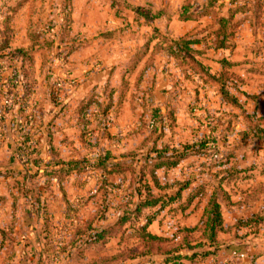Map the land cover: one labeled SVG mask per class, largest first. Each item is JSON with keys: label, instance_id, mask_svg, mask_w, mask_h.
I'll return each instance as SVG.
<instances>
[{"label": "rangeland", "instance_id": "rangeland-1", "mask_svg": "<svg viewBox=\"0 0 264 264\" xmlns=\"http://www.w3.org/2000/svg\"><path fill=\"white\" fill-rule=\"evenodd\" d=\"M59 1L0 0V264H135L138 261L109 258L119 255L122 249L135 247L134 238L129 239L124 234L120 237L122 232L130 233L129 224L119 223L124 217L128 218L126 222L142 217L119 212L118 207H122L120 202L123 197L129 205L135 199L130 198L131 195L146 194V190L138 186L137 173H128L125 179L118 175L113 180L110 179L112 176L109 177V184H123V189H106L94 197L99 180L92 169H87L78 178L69 176L66 182L51 181L50 172L44 168L43 163L36 160H48L47 140L46 136H42L43 132L32 139L33 142L39 138L40 142L44 141L40 152L29 154V150H22L28 137L27 132L22 130L26 118L32 121L30 115L38 111L41 123L46 126L44 115L50 105H56L53 102H57L54 95L75 91L80 86L78 80L81 75L75 74L76 70L68 65V59L61 55V17L64 12L59 10ZM209 1L212 0H109L108 4H103L104 0H100L99 4L89 5L90 19L86 18L85 12V17L77 18L74 23V29L78 31H84L86 23L91 27H100L95 28V34L90 30L85 35L84 41L93 43L90 48L76 53L75 62L91 60L98 66L106 65L103 71L110 72L107 90L123 91L126 96L128 93H152L156 90L162 97L174 99L175 103L183 107L178 116L179 122L186 129L184 134L180 132L183 143L206 138L211 134L210 138L222 156L217 159L219 166L213 167L214 159L206 155L201 158L202 161L189 160L176 168V174L183 175L178 183L184 185L190 182L188 187L192 186L194 193L199 191V195L200 189L210 191L219 186L216 176L230 166L223 164L229 153L235 155L231 164L239 163L241 169H249L260 163L261 166L252 171L264 174V135L255 144L256 134L253 129L259 123L264 131V0H213L217 1L214 11L221 15L226 16L228 9L237 11L233 17V24L237 27L231 39V48L224 50L222 58L217 55L215 57L235 64L229 70L228 86L230 93L237 97L241 109L223 104L220 96L212 91V85L202 80L200 75H193L189 68L177 67V61L190 59L168 52L179 37H205L206 45H210V37L203 29L213 26L212 19L204 16L194 22H181L178 19L183 5L190 6V13L200 15L208 11ZM99 31L103 32L99 35ZM199 31L202 33L199 34ZM107 34L109 39L101 36ZM132 45L137 47L136 51L150 47L149 57L147 51L143 57L141 50L134 53L131 64L135 62V71H125V75L119 79L125 67H128L126 70L131 69V64L126 65L133 55ZM210 50L214 51L207 49L194 59L198 62L212 59L208 56ZM148 63L152 71L143 83L139 73ZM19 77H23V82H20L22 79ZM69 81L75 83L72 88L56 87L57 83L64 85ZM8 101L11 105L7 104ZM107 104L101 101L92 107L96 109L106 107ZM108 111L100 113V121H96L94 113H87L85 121L88 125L86 129L80 128L79 136H85V141L90 142L98 137L91 129H100V126L101 129H109L113 125L114 114L108 115ZM243 112L254 115L253 119H243ZM122 114L124 118L120 122L127 127L124 122H131V115ZM106 115L108 117L102 124ZM151 120L146 119V127ZM142 122L145 123L144 117ZM83 131L89 133L82 135ZM65 151L60 149L62 155H65ZM242 182L237 187L234 181L231 182L233 186L229 191L248 190L256 182L263 183L264 179L257 176L254 181ZM202 202L199 201V205ZM42 206L45 207L44 212L37 211ZM144 214L149 217L152 211ZM226 216L231 220L229 214L226 213ZM169 222L170 225H163V232L168 233L173 227V220ZM89 223L112 227L110 235H107L109 239L105 238L103 243L90 244L88 236L92 228H89ZM154 264L160 263L155 261Z\"/></svg>", "mask_w": 264, "mask_h": 264}, {"label": "trees", "instance_id": "trees-1", "mask_svg": "<svg viewBox=\"0 0 264 264\" xmlns=\"http://www.w3.org/2000/svg\"><path fill=\"white\" fill-rule=\"evenodd\" d=\"M70 1L71 0H62L60 2L61 6L59 9L64 12L61 17L63 21V48L61 55L65 59H67L68 56L83 45V42H79V35H71V21L68 12ZM217 1H209L208 11L200 13V15H194L192 12L190 13V6L183 5L181 7L180 14L178 15V19L181 22H194L201 16L212 19L214 21L213 26H208L206 29H203L206 33H208L207 36L210 37V45H206L205 37H202V39H197L191 36L187 38L179 37L174 42V47H170L168 52H172L174 56L179 57L182 55V58L185 57L190 59V61H177V67L189 68L193 75H200L201 78H203L202 80L210 84V86L212 85L211 87H213V91L220 96L223 104L241 109L237 97L230 93L228 86L230 79L229 70L235 67V64L226 59L218 60L216 63L220 68V72L212 73L210 69L203 66L200 61L198 62L194 59V57L203 54L207 49L219 51L231 48V39L233 37L234 29L237 27V25L233 24V17L237 11L228 9L226 16L221 15L214 11L217 7L215 4ZM224 6L225 5L222 6V9ZM202 31H199V34H201ZM101 36L109 39V34ZM198 45H202L203 48H196ZM171 48L175 50L173 51ZM165 50L167 51V49ZM151 69V64L149 65V63L146 67L144 66L142 71L139 73L140 80H143L145 73ZM126 72L129 73V70ZM126 72L123 73L122 77ZM20 78L22 81H19L23 82V77H19V79ZM105 91H109L107 96H109L110 99L106 107L96 108L98 113L97 115L100 117H102L100 113H104L109 110V103L111 102L113 94V91L110 89H106ZM117 92L123 93V91ZM99 96L100 95L97 92H92L77 106L76 116L78 118L77 126L79 128L83 127V129H86L88 123L85 121V117L93 105L96 107L97 102H101ZM242 115L243 119L246 120L253 119L254 117V115H250L245 112H243ZM143 117L147 119V121L152 119L151 121L154 122V126L149 133V147H146L144 144V146H142V150L140 149L139 152H133L119 158L114 156L110 151H104L102 154L100 153L97 155H94L92 152H87L76 160H67L61 158L57 150L50 145H47L48 160L45 162L41 159H36L43 163L45 165L44 168H47L46 170L50 172L49 175H51V181L58 180L59 183H62L63 181L66 182V179L72 175L78 178L83 175L87 169H92L94 171L92 173H94L96 178L99 180V186L94 197H98V195H101L106 189L114 190V188H116L119 191L123 189V184L117 186L109 184V177L118 175L125 179L126 175H129L128 173H137L138 186L140 189L146 190V194L131 195L130 198L135 197V199L134 202L129 205L126 204L123 200L125 197H123L120 202V206L122 207H118L119 212L134 213L136 216L142 217L131 222H126L128 218L124 217L122 222L119 223L129 224L128 229H131L129 230L130 233L122 232L120 237L124 234L127 238L129 237V239L134 238L133 243L135 244V247L130 250L122 249L123 251L120 252L119 255L109 258L110 260H119L120 258H123L125 260L129 259L138 261L137 263L135 262V264H154L155 261H158L160 264H183V262L194 263L195 261L216 256L220 250V244L217 239L218 233H233L234 237H237V232H239L242 228L251 230L250 233L253 235L257 233V230H259L261 226L264 228V215L257 213L246 220L239 219L232 227L224 229L221 214L222 206L229 207L232 205L231 197L227 191H225V187H228L231 182H235L239 178L247 179V172L252 171L255 167H257V164L249 169H241L239 163L231 164L230 161L235 159V155H232L233 149L230 151L232 154L229 153L227 155L225 159L226 163H223L224 166H230H228L227 169H224V171L218 173L216 176L218 182L217 185L219 186L217 188H212L210 191H207L206 188L200 189V195L199 191L196 192L195 190L196 193L192 191L189 193L190 195L188 194V198H184L182 193L189 188L188 186L190 182L185 183L184 185H181L178 182L174 185L161 184L156 174L160 170L167 174L176 169L183 161L188 160L191 157L202 158L207 155L209 159L217 157L219 160V158H222L220 152L217 151L216 144L213 143L210 138L211 134L206 138L197 139L195 141L192 140L191 142L181 143L176 146L172 137H168L166 141H163L165 137L164 132L167 129L171 131L176 126L174 109H168L164 114H161L159 111H153L151 112V117L144 113ZM27 118L22 125V130L23 132H27L28 137L26 139V143H23L22 150H29V154L38 153V151L43 148L40 138L36 142H33L32 139H34V136L41 135L44 124L40 121L41 118L39 117L38 111H33L32 115H30V120L32 121L29 122ZM33 120H35L34 123ZM146 123L147 122L145 120V123L142 122L141 126L150 128L149 125L146 127ZM253 129L256 134L254 135V142L256 144L258 142L257 139L264 135V131L261 130L262 128L259 123H256ZM88 133L89 131H83L82 135H86ZM81 139L84 140V144L87 146L91 145L90 142L85 141V136H83V138L81 137ZM28 142L31 143L28 144ZM40 154L41 153H39V155ZM217 159L212 161L214 162L213 167H215V165L219 166L217 165L219 164ZM263 164L264 163H262V166ZM36 171H40L38 167H36ZM78 187L81 186L79 185ZM171 188H175L176 191L172 194L167 193V190ZM139 192L140 190L138 193ZM182 199L184 201H182ZM194 199L198 200L196 206L200 211V218L195 227L191 229L182 227L171 237L167 238L152 235L148 231L150 225L162 212L166 211L167 214L174 215L178 211H184ZM201 200L203 202L199 205V201ZM44 210V206L37 209L39 212H44ZM150 210L152 211L151 216L146 217L144 213ZM97 222L99 223L103 221ZM98 223H96L95 226L91 225V223L88 225L89 228H92L91 235L88 236L90 238V244L103 243L105 238L109 239L107 235H110L109 233L112 227L108 228L107 225H99ZM88 226L78 225L77 227L88 228ZM114 228L119 227L114 226ZM87 241L88 240L86 238V242Z\"/></svg>", "mask_w": 264, "mask_h": 264}, {"label": "crops", "instance_id": "crops-1", "mask_svg": "<svg viewBox=\"0 0 264 264\" xmlns=\"http://www.w3.org/2000/svg\"><path fill=\"white\" fill-rule=\"evenodd\" d=\"M60 0L59 2H61ZM109 0H104L103 4H108ZM99 4L100 0H71L68 6V12H69V18L72 24V30L71 35H79L80 40L79 42H83V45L79 47L74 53H72L70 56H68L69 64L72 68L76 70V73L79 77V89H76L75 91H65L63 93L54 95V99L57 100L53 101L57 104L61 103L60 106H56L55 104L50 105L48 108V111L46 112V115H44L46 121V126H43L42 129V136H46V145H50L55 150L58 151L59 155L63 159H72L76 160L81 155L89 152L93 153L94 155L102 154L104 151H110L114 156L117 158L127 155L133 152H139V150H142V146L149 147L150 141H149V128H145L141 126L140 121L142 120V115L144 113L146 115H149L150 112L153 111H159L161 114H164L166 110L168 109H174L175 111V118L176 120V126L169 131L168 129L164 132L165 137L163 141H166L168 137H172L174 144L178 146L179 144L183 143L182 137H180V132L184 134L183 131L186 129L181 125L179 122L180 111L183 108L182 105L175 103L174 99H166L165 97H162V94H158L157 91H152V93L146 92V93H128L126 96V93H119V92H113L111 97V110L108 111L109 114H114V122L113 125L108 129H100L99 127L95 129H91L94 134H97L98 137L95 138L94 141L90 140V146H87L84 144V140L81 139L79 136V130L80 128L77 126L78 118L76 116V108L77 106L83 101L90 93L97 92L101 98L100 101L109 102V91H105L106 87L109 86V82L107 81L110 72L103 71L105 70L106 65L98 66V64L90 61H82L79 63H76L75 60L77 59V52H82L88 48L91 47L93 42H86L84 41L88 32L91 30L92 33L95 34L94 30H97L95 28L100 27H91L89 24L86 23V29L84 31H78L74 29V23L79 18L85 17L89 18L88 12L91 9L92 4ZM79 5H83L81 8ZM101 9H98V12ZM80 14L83 15V17H79ZM78 18V19H77ZM198 24V23H196ZM84 27V26H82ZM201 27L199 28V30ZM104 31V30H103ZM103 31L97 32V34L100 35ZM86 32V33H85ZM96 34V35H97ZM89 41V40H88ZM133 48V55L130 57V59L127 62L126 66H130L132 60L135 57V54L138 53L139 50L142 52V57L145 55V51H147L148 54L147 57H149V52L151 51L150 47H146L143 49H139L136 51L137 47L135 45H132ZM196 48L202 49L201 46H197ZM135 53V54H134ZM212 53V54H211ZM224 53V50L219 51H211L210 50V56L212 59H206L201 60V63L206 68L210 69L212 73H219L220 68L218 64L216 63L217 56H222ZM214 55V56H212ZM222 58V57H221ZM66 59V60H67ZM209 60V61H207ZM209 62L210 64L205 63ZM135 62L131 64V69L129 70L130 73H133L135 71ZM78 68V69H77ZM125 67L123 71H121V74L119 76V79L122 78V75L126 70ZM151 70H148L143 78V83H145L146 79L149 77ZM101 72V73H100ZM107 72V75H106ZM141 72V71H140ZM85 73V74H84ZM83 74V75H82ZM106 78V79H105ZM150 86V85H149ZM102 89V91H100ZM213 91V90H212ZM128 100V103L126 101ZM117 101V102H115ZM52 102V103H53ZM126 113L127 116L131 115V122L126 121L124 122V127L120 121L123 120L124 114ZM94 113L96 116V121H100L101 117L97 115V109L91 107L89 110V114ZM102 119L101 123L104 124L105 118ZM145 119V118H144ZM107 120V119H106ZM146 120V119H145ZM150 122V121H149ZM44 124V123H43ZM105 127V125H104ZM182 127V129H181ZM44 129H46V132H44ZM70 131L75 132L74 136L73 133H70ZM189 134V133H188ZM72 136V137H71ZM94 138V137H93ZM116 138V139H114ZM89 140V139H88ZM191 140V139H189ZM43 140H41V143ZM89 142V141H88ZM65 149L66 153L65 155L61 154L60 149ZM190 160V161H189ZM191 160H194L195 162L197 160H201V158L198 157H191L188 160L183 161L177 169L186 162H191ZM257 166L260 165V163H256ZM177 169H174L170 171L169 173L165 174L162 170L158 171L156 176L161 184H167V185H174L175 183L182 180L183 175L178 176L176 174ZM261 172H253L249 171L247 172V179L239 178L234 183H236V187L239 185L240 182H247V181H254L257 176L263 177L261 175ZM241 176V175H240ZM117 176H112L110 179H116ZM242 182V183H243ZM233 184H231L228 187H225V191L230 195L232 205L229 207L222 206L221 208V214L223 218V227L224 229H227L229 227H232L234 223L243 218V220H246L250 218L252 215L260 213L261 215H264V182L258 183L256 182L252 187H250L248 190L245 191H239L237 192H231L229 191V188L232 187ZM192 187V186H191ZM188 188L182 193V196L185 198L190 192L193 191L192 188ZM176 191L175 188H171L167 190V193L172 194ZM183 198V199H184ZM182 199V201H184ZM197 203L198 200L194 199L193 202L190 203V205L184 210V211H178L174 215H169L166 213V211L162 212L160 216H158L155 221L150 225L148 228V231L152 235L161 236L164 238L171 237L173 234H175L180 228L185 227L188 229H191L195 227L198 224L199 218H200V211L197 209ZM229 214L231 220H228ZM173 220V227H171L170 231L168 233L163 232V225L169 224ZM261 226V225H260ZM264 228L262 226L259 230H257L256 234H251L249 229L242 228L239 232H237V237H234L233 233H218L217 239L220 244V250L214 257H208L203 260L195 261L194 263L190 262H183V264H264ZM163 232V233H162ZM225 245V246H223ZM255 246H258L257 248ZM236 251L238 253V257L234 258L232 256V252Z\"/></svg>", "mask_w": 264, "mask_h": 264}, {"label": "built area", "instance_id": "built-area-1", "mask_svg": "<svg viewBox=\"0 0 264 264\" xmlns=\"http://www.w3.org/2000/svg\"><path fill=\"white\" fill-rule=\"evenodd\" d=\"M63 59V57H61ZM75 85V83L73 81H69L68 83L64 84L63 83H57L56 87L57 88H60V89H63L65 87H68V88H72L73 86ZM63 87V88H62ZM8 105H10V101L7 102ZM150 128H153L154 126V122L151 121L150 124H149ZM214 159H217V157H214ZM232 256L234 258H237L238 257V253L236 251L232 252Z\"/></svg>", "mask_w": 264, "mask_h": 264}]
</instances>
